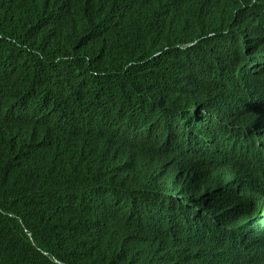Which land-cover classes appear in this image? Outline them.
I'll list each match as a JSON object with an SVG mask.
<instances>
[{
  "label": "trees",
  "instance_id": "obj_1",
  "mask_svg": "<svg viewBox=\"0 0 264 264\" xmlns=\"http://www.w3.org/2000/svg\"><path fill=\"white\" fill-rule=\"evenodd\" d=\"M263 49L264 0H0V264H264Z\"/></svg>",
  "mask_w": 264,
  "mask_h": 264
},
{
  "label": "bare ground",
  "instance_id": "obj_2",
  "mask_svg": "<svg viewBox=\"0 0 264 264\" xmlns=\"http://www.w3.org/2000/svg\"><path fill=\"white\" fill-rule=\"evenodd\" d=\"M163 24V23H162ZM161 26H163V25H161ZM167 117H171V116H167ZM150 122V121H149ZM173 122H176V121H173ZM209 122H212L211 120H209ZM222 122V119H219L218 121H217V123H221ZM180 124H183V122H180ZM250 127V125H248L247 124V130L246 131H250V129H248ZM146 130V132H151V129L150 128H146L145 129ZM176 131H178L177 129H173V130H170L169 132H176ZM129 141V140H128ZM238 145V142H236L235 143V146H237ZM240 146V145H239ZM239 150V149H238ZM237 156V155H236ZM248 180V179H247ZM230 191V188L228 187L227 188V191H226V196H230L231 194V192H229ZM221 202V201H220ZM107 204L109 205V206H111V207H116V206H118V203H116L115 201H108L107 202ZM192 211L194 212V210L192 209ZM165 214V213H164ZM162 216H165V215H162ZM211 216H213V215H208V219L209 220H211ZM212 222H214V220H212Z\"/></svg>",
  "mask_w": 264,
  "mask_h": 264
},
{
  "label": "water",
  "instance_id": "obj_3",
  "mask_svg": "<svg viewBox=\"0 0 264 264\" xmlns=\"http://www.w3.org/2000/svg\"><path fill=\"white\" fill-rule=\"evenodd\" d=\"M221 111V110H220ZM218 120V118L217 117H215L214 119H212L211 121H215V120ZM207 122H209V120L207 121ZM226 123V122H225ZM222 124V123H221ZM258 128L257 129H255V130H252L251 129V131H252V133H254V132H258ZM231 131H234V129H231ZM180 151L179 150V147H172V148H169L168 149V151L170 152V153H177L176 151ZM143 157H141L140 159H142ZM216 195V194H215ZM212 215V214H211ZM182 238H184V236H177V237H175V241H178V240H180V239H182ZM232 238H233V236H232ZM147 242H151V239H147L146 240ZM164 240H159V241H157V243H156V245H157V248H160L161 247V245H162V242H163ZM169 253L171 254V255H175V252H173L172 250H169Z\"/></svg>",
  "mask_w": 264,
  "mask_h": 264
},
{
  "label": "clouds",
  "instance_id": "obj_4",
  "mask_svg": "<svg viewBox=\"0 0 264 264\" xmlns=\"http://www.w3.org/2000/svg\"><path fill=\"white\" fill-rule=\"evenodd\" d=\"M190 45H191V43H189V44H187V45H181V46H184V47H185V46H189V47H190ZM257 56H258V57H262V56H263V58H264V49H263V51H261ZM230 83H231V82L228 83V89H229V90L232 89V88L230 87ZM11 103H13V104H20L21 102H20L19 100H12ZM16 111L18 112L19 110L16 109Z\"/></svg>",
  "mask_w": 264,
  "mask_h": 264
}]
</instances>
